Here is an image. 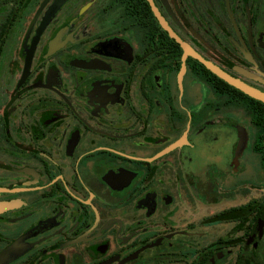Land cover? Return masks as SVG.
Instances as JSON below:
<instances>
[{
  "label": "flooded vegetation",
  "instance_id": "obj_1",
  "mask_svg": "<svg viewBox=\"0 0 264 264\" xmlns=\"http://www.w3.org/2000/svg\"><path fill=\"white\" fill-rule=\"evenodd\" d=\"M196 56L264 93V0H0V264H264V101Z\"/></svg>",
  "mask_w": 264,
  "mask_h": 264
},
{
  "label": "water",
  "instance_id": "obj_2",
  "mask_svg": "<svg viewBox=\"0 0 264 264\" xmlns=\"http://www.w3.org/2000/svg\"><path fill=\"white\" fill-rule=\"evenodd\" d=\"M196 57H198L200 59V61H202L206 65V67L210 71H212L213 73H215L216 75L222 77L223 79H225L229 83L237 86L238 88H240L241 90H243L245 93L249 94L250 96L264 101V93H260L257 90H254V89L249 88L248 86H245L243 84H239L233 78H231V77L227 76L226 74H224L217 66L213 65L211 62H208V61L202 59L199 56H196Z\"/></svg>",
  "mask_w": 264,
  "mask_h": 264
}]
</instances>
